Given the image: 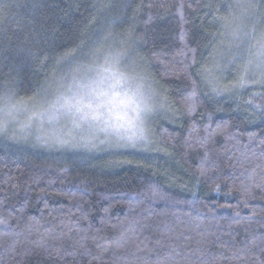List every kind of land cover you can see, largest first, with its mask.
Returning <instances> with one entry per match:
<instances>
[{"label": "trees", "instance_id": "16d2710c", "mask_svg": "<svg viewBox=\"0 0 264 264\" xmlns=\"http://www.w3.org/2000/svg\"><path fill=\"white\" fill-rule=\"evenodd\" d=\"M241 13L232 0H0V96L30 104L116 49L167 110L144 152L0 130V264H264V87L228 95L210 74L221 60L220 77L238 75L247 37L216 51Z\"/></svg>", "mask_w": 264, "mask_h": 264}, {"label": "rangeland", "instance_id": "374dc122", "mask_svg": "<svg viewBox=\"0 0 264 264\" xmlns=\"http://www.w3.org/2000/svg\"><path fill=\"white\" fill-rule=\"evenodd\" d=\"M232 2L241 7L246 0H232ZM248 22L252 24V18L241 13L238 27L227 32L226 44L228 45L220 46L216 54L221 53L225 48L231 49L234 39H245L244 33L247 32ZM233 32H236L237 35L233 36ZM237 47L247 48L243 42L240 45L237 44ZM92 60V65L78 73L77 70L75 71L73 76L76 78L71 84L88 85L96 94H105L103 99L110 101L112 108L111 123L124 125L119 135L111 131L109 133L100 132L96 127L87 124L76 126L67 119L55 121H49L47 118L41 119L33 114L37 111V106L33 102L20 104L17 108L10 109L11 115L0 111V130L8 134L12 132L27 143L32 142L50 149H80L94 153L115 152L123 149L144 152L150 149L152 120L157 116L164 115L167 110L166 105L158 99L152 90L145 72L140 69L138 57L134 52L108 49L93 56ZM211 63L212 84L217 88H224L223 92L229 95L234 90L233 85L239 72L238 75L235 72L231 76L228 70L226 77H220L218 75L219 68L228 66L221 60H214ZM232 65L239 67L241 62L234 61ZM228 74L229 76H227ZM56 94L55 90L48 94L47 102L43 103V107H47L48 102L54 101ZM121 137L124 138L121 139ZM128 137H132V139H128ZM62 140L68 142L61 143ZM101 141L104 142L101 143ZM118 144H135L136 146L119 147Z\"/></svg>", "mask_w": 264, "mask_h": 264}, {"label": "snow or ice", "instance_id": "6c2138e0", "mask_svg": "<svg viewBox=\"0 0 264 264\" xmlns=\"http://www.w3.org/2000/svg\"><path fill=\"white\" fill-rule=\"evenodd\" d=\"M241 7H243L246 16L252 18V31L244 33L249 43L247 48L241 49L242 63L239 68V76L233 87L243 88L249 83L264 87V0H246ZM219 19L225 22L228 20L227 17H219ZM257 24H259V28H257ZM224 26L230 27L228 23H225ZM232 35L235 36L237 33L233 32ZM245 52L247 53L246 59L244 58ZM48 94V88L45 87L27 97L28 101L37 106V111L33 114L41 119L47 118L49 121L67 119L76 126L87 124L96 127L100 132L109 133L111 131L117 135L124 127L122 124L111 123L110 101L103 99L104 93L96 94L88 85L60 84L55 100L48 102L47 107H43V103L47 102ZM14 96L15 93H6L5 96H0V105H2L0 111H4L6 115H11L10 109L17 108L21 103L19 100L14 103ZM123 138L121 137V139ZM128 139H132V137H128ZM60 142L67 143L68 141ZM103 142L101 141V143ZM117 146L135 147L136 145L118 144Z\"/></svg>", "mask_w": 264, "mask_h": 264}]
</instances>
